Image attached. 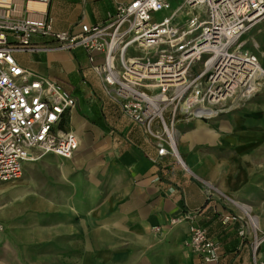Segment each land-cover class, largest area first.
<instances>
[{
    "label": "crops",
    "instance_id": "crops-1",
    "mask_svg": "<svg viewBox=\"0 0 264 264\" xmlns=\"http://www.w3.org/2000/svg\"><path fill=\"white\" fill-rule=\"evenodd\" d=\"M133 1L52 0L48 16L55 32L78 33ZM257 31L264 42V20ZM248 34L244 48L254 54ZM28 57L16 55L77 99L68 128L80 146L72 159L47 154L25 162L21 179L0 184V264H254L239 223H224L236 210L209 188L251 206L264 230V83L213 120L177 124L183 166L159 156L144 128L106 95L84 49ZM192 227L219 243L217 263L189 247Z\"/></svg>",
    "mask_w": 264,
    "mask_h": 264
},
{
    "label": "built area",
    "instance_id": "built-area-1",
    "mask_svg": "<svg viewBox=\"0 0 264 264\" xmlns=\"http://www.w3.org/2000/svg\"><path fill=\"white\" fill-rule=\"evenodd\" d=\"M51 1L0 0V184L21 179L24 163L35 160L32 150L72 159L80 146L68 128L77 99L56 80L22 67L16 55L84 49L106 95L144 128L159 156L183 166L178 123L213 120L259 91L260 81L253 90L259 59L243 40L264 20V0H179L177 7L172 0H135L78 33L53 30ZM157 14L164 15L160 21ZM196 64H202L198 72ZM209 195L236 210L224 223H239L253 263L264 264V230L252 207L213 186ZM188 245L206 263L219 261V243L205 229L192 227Z\"/></svg>",
    "mask_w": 264,
    "mask_h": 264
},
{
    "label": "rangeland",
    "instance_id": "rangeland-1",
    "mask_svg": "<svg viewBox=\"0 0 264 264\" xmlns=\"http://www.w3.org/2000/svg\"><path fill=\"white\" fill-rule=\"evenodd\" d=\"M164 15H161L159 18H158V20L160 21L161 20V18L163 17ZM263 22V21H262ZM261 23V22H260ZM260 23H258L257 25H255L252 29H251V31L249 32V34H248V36L245 38V41L247 42V44H246V47L247 48H251V50H252V52L256 55V56H258L259 57V59H261V63H262V66H263V68H264V59L262 60V57H261V55H262V53H261V51L262 50H264V42H262V41H259V39H258V35L260 34V32H258L257 31V29H258V26L260 25ZM255 38V39H254ZM253 39H254V41H253ZM253 42H255V44H253ZM22 56H24V62H27L28 61V59L27 58H29L28 56H29V54H24V55H22ZM261 57V58H260ZM194 69L198 72V71H200L201 69H202V64H196L195 66H194ZM261 79V76H256V78H255V81L256 80H258V79ZM262 83H264V79L263 80H261L260 81V85L262 84ZM256 84H258V83H255V86H254V88H255V90H256V88H257V85ZM241 100V99H240ZM239 103V102H238ZM237 106V104L235 105V107ZM32 154H33V156H34V158H35V160L34 161H38V160H40L41 158H43L45 155H47V154H43L41 151H39V150H32ZM29 162V161H28ZM33 162V161H32ZM29 170V168L27 169V173H26V175L28 174V171ZM264 245V244H263ZM262 245V246H263ZM263 261V260H262Z\"/></svg>",
    "mask_w": 264,
    "mask_h": 264
},
{
    "label": "bare ground",
    "instance_id": "bare-ground-1",
    "mask_svg": "<svg viewBox=\"0 0 264 264\" xmlns=\"http://www.w3.org/2000/svg\"><path fill=\"white\" fill-rule=\"evenodd\" d=\"M256 76H261V77L264 78V69L260 66V64L257 65V67H256L255 78H256ZM255 83H256V81H255ZM255 83H254V86H255ZM27 161H34V159L31 158V159H29Z\"/></svg>",
    "mask_w": 264,
    "mask_h": 264
}]
</instances>
